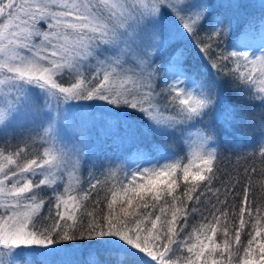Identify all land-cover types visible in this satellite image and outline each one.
<instances>
[{
	"label": "snow or ice",
	"instance_id": "obj_1",
	"mask_svg": "<svg viewBox=\"0 0 264 264\" xmlns=\"http://www.w3.org/2000/svg\"><path fill=\"white\" fill-rule=\"evenodd\" d=\"M0 264H264V0H0Z\"/></svg>",
	"mask_w": 264,
	"mask_h": 264
}]
</instances>
